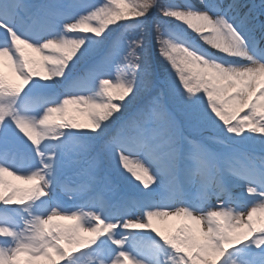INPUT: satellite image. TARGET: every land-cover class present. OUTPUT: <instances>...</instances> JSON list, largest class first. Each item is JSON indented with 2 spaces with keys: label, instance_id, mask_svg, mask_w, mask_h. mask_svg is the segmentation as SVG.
Listing matches in <instances>:
<instances>
[{
  "label": "snow or ice",
  "instance_id": "snow-or-ice-1",
  "mask_svg": "<svg viewBox=\"0 0 264 264\" xmlns=\"http://www.w3.org/2000/svg\"><path fill=\"white\" fill-rule=\"evenodd\" d=\"M257 213L264 0H0V264H264Z\"/></svg>",
  "mask_w": 264,
  "mask_h": 264
},
{
  "label": "rangeland",
  "instance_id": "rangeland-1",
  "mask_svg": "<svg viewBox=\"0 0 264 264\" xmlns=\"http://www.w3.org/2000/svg\"><path fill=\"white\" fill-rule=\"evenodd\" d=\"M101 1L102 0H83V2H86V3H96V4L101 3ZM257 2H258V0H257ZM148 21H150V18H149ZM148 21H146L145 23L147 24ZM33 55H36V54H33ZM4 71H5V73H7V75H10V76L12 75V71L7 66V63L6 62H5V66H4ZM117 75H118V73L116 72L115 68H113L112 71H111V76L113 78H115V76H117ZM16 82H19V81L16 80ZM77 107H79V106H70V111L72 112V115H74L79 122H81V123H87V117H86V115L83 114V113H80V112L75 111V109ZM12 182L14 184L20 186V187H24L18 180H16V181L15 180H12ZM27 183H28L29 186L31 185L29 182H27ZM67 204H68V207H71L72 206L70 199L67 201ZM63 223H73V222L72 221H63ZM85 235H88V234H85Z\"/></svg>",
  "mask_w": 264,
  "mask_h": 264
},
{
  "label": "trees",
  "instance_id": "trees-1",
  "mask_svg": "<svg viewBox=\"0 0 264 264\" xmlns=\"http://www.w3.org/2000/svg\"><path fill=\"white\" fill-rule=\"evenodd\" d=\"M151 48V47H150ZM149 55H150V53H149ZM151 56V55H150Z\"/></svg>",
  "mask_w": 264,
  "mask_h": 264
}]
</instances>
